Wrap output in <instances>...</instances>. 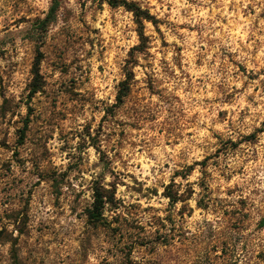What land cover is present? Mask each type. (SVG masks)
<instances>
[{"label": "rangeland", "instance_id": "obj_1", "mask_svg": "<svg viewBox=\"0 0 264 264\" xmlns=\"http://www.w3.org/2000/svg\"><path fill=\"white\" fill-rule=\"evenodd\" d=\"M57 1L45 31L53 0H0V264H264V0H127L143 51L123 7Z\"/></svg>", "mask_w": 264, "mask_h": 264}, {"label": "trees", "instance_id": "obj_2", "mask_svg": "<svg viewBox=\"0 0 264 264\" xmlns=\"http://www.w3.org/2000/svg\"><path fill=\"white\" fill-rule=\"evenodd\" d=\"M112 8L123 7L126 11L130 12L134 16V21L138 26V36L140 44L134 49L143 51L147 48L148 38L145 35L144 23L151 22L153 24L157 23L156 18L150 13L149 10L142 8L137 2L127 1V0H104ZM58 7V1L53 0V6L51 8L50 14L45 20H38V25L41 26L42 30L47 29L50 19L54 17ZM54 19V18H53ZM37 56L32 68L33 80L31 83V89L29 92V99L31 100L37 93L42 91L43 88V78L40 71L41 62L43 59V54L40 50V46L37 48ZM133 79L132 71H128L127 78L123 80L119 85V92L117 95V106L123 104L125 98L128 96L131 89V81ZM28 128V123L25 124L24 128L21 131V141L24 140L26 136V131ZM114 191L105 189L103 186H97L94 188V202L91 210L88 213L90 222L95 224L104 223V211L107 205L112 204L114 201ZM164 196L170 200L172 204H177L179 201H182V197L178 194L171 192L170 185L165 188ZM264 225V219L262 222ZM7 241V232L3 230L0 232V243Z\"/></svg>", "mask_w": 264, "mask_h": 264}]
</instances>
